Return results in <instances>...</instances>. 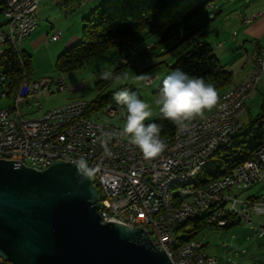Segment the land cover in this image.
Returning a JSON list of instances; mask_svg holds the SVG:
<instances>
[{
	"label": "built area",
	"instance_id": "obj_1",
	"mask_svg": "<svg viewBox=\"0 0 264 264\" xmlns=\"http://www.w3.org/2000/svg\"><path fill=\"white\" fill-rule=\"evenodd\" d=\"M59 4L65 0H52ZM39 0H0V56L11 45L19 55L20 41L35 29L37 17H30V10H37ZM2 15L5 19H2ZM249 15L244 24L253 20ZM61 38V32L53 34L50 41ZM153 43L147 46L152 48ZM256 68L250 72L233 94L239 96L237 106L227 107L224 117H209L201 124V132L213 133V128H226V135L215 136V142L197 143V135L183 133L170 145L169 156H156L148 159L136 157V148L123 141L120 130L113 123H96L93 120L95 108L90 102H66L49 109L39 118L25 121L22 105L27 108H42L39 99L44 93L66 91L68 85L61 77H43L30 79L26 73V88L10 107H0V139L12 135L11 146L0 147V159L13 160L37 169H44L57 160L78 164L83 161L99 192V214L105 221L117 222L133 228H143L151 235L156 247L167 254L170 224L184 220V215L194 209H202L205 222L221 228L227 225L231 215H238L241 222L249 225L258 237L264 236V194L241 200L235 194L236 189H248L256 184L264 185V147L255 153V157L238 165L231 173L205 185L198 183L180 189L177 202L182 204V214L169 217L152 216L151 203L161 204L167 210L168 200H158L161 186L175 175L190 169L193 162L201 159L204 152L225 137L235 135L242 127L240 118L247 111L246 95L250 87L257 83V72H264V46L255 48ZM135 47L124 50L121 64L133 63ZM20 56V55H19ZM2 73L0 97L5 94L8 84ZM153 78H147L150 85ZM106 111L116 112V106L102 107ZM20 130H31V137H20ZM43 132H50V139H43ZM200 132V133H201ZM183 235L187 234L185 230ZM185 242V249L192 250L215 264H220L217 256L207 252L205 243L192 239ZM185 264V261H172ZM2 263V260H0Z\"/></svg>",
	"mask_w": 264,
	"mask_h": 264
},
{
	"label": "rangeland",
	"instance_id": "obj_2",
	"mask_svg": "<svg viewBox=\"0 0 264 264\" xmlns=\"http://www.w3.org/2000/svg\"><path fill=\"white\" fill-rule=\"evenodd\" d=\"M74 1L78 4L73 9H70L67 5L57 4L52 0H42L35 15L40 19L39 27L41 29H49L50 34L44 38V42L38 48H31L29 46V37H26L21 42L23 51L27 49L33 58V79L39 80L43 77L59 79L63 77L68 85L66 91L59 92L53 89V93L40 96L38 99L42 104V108L38 109L37 107H33L32 113H27V111H31V108L22 105L21 110L26 119H32V117L39 118L45 111L62 105L67 101L71 102L75 99H79L90 102L100 93L106 94L127 86H132L139 91L142 100L152 106L153 116L150 120L152 121L159 114L158 108L154 105V99L157 95L155 91L161 87L163 79L171 72V66L180 56L184 55L186 51L197 43V41L212 40L214 41L213 47H216L215 42L219 39L218 37L227 22L228 16L234 13L241 2V0H227L228 4L223 5L224 12L221 18L214 20L210 25L208 24L207 16L209 11L207 10V13H203L201 18L193 23H189L187 26L183 25L182 16H178L176 22L171 26H177L179 32L169 34L168 39L165 40L163 44H158L155 48L148 49L147 54L144 56L142 52L148 45L157 42L160 33H145L137 37L133 41L135 47L133 65L124 69L118 70L120 67V57L124 52L119 48H113L91 59L89 63L80 69L62 73L57 69L56 64L58 56L67 49L65 44L66 40L75 34H78L80 39L84 26V17L103 3L114 0ZM176 1L179 0H169L164 10ZM205 1L206 0H202L195 4L186 15L190 13L191 10H196ZM186 3L187 0H182L181 4L184 5ZM2 19H5L3 15ZM51 24L55 25V27H51ZM196 28L198 31L195 30ZM59 29L63 32H69L66 40L64 42H50L51 36L58 32ZM192 31L195 32V38L187 39L182 42L183 38ZM217 53L219 55L220 64L226 70L233 72L234 78H236L238 65H243L247 60V58H243L246 56L244 51L241 49H234L231 54L226 56H222L219 52ZM102 69L110 70L117 74L128 73L129 79L121 83L105 81L106 84L99 89L97 84L103 80L99 76ZM137 75H143L146 79L153 78L154 81L150 85H147L145 84L146 79L144 81H136L135 78ZM216 91L218 92V90ZM15 96L10 95L4 99H0V107H10L11 104L15 102ZM263 96L264 79L260 82L253 97L247 100L249 110L246 111V114L242 117L243 125H247L250 118L258 114ZM98 112L100 116L97 117V121L103 123L108 119L110 123L120 128L122 127L124 118L120 111V116L115 118H108L103 115V108ZM121 117L122 119H119ZM261 185L263 184H256L248 189H236L235 194L238 195L241 200H246L250 195L256 192L264 193V188H262ZM185 229H188V227ZM195 239L203 241L207 252L217 256L220 264H261V262H264V237H258L256 232L252 230L249 225L244 223H237L228 228H217L210 225L199 232Z\"/></svg>",
	"mask_w": 264,
	"mask_h": 264
},
{
	"label": "water",
	"instance_id": "obj_3",
	"mask_svg": "<svg viewBox=\"0 0 264 264\" xmlns=\"http://www.w3.org/2000/svg\"><path fill=\"white\" fill-rule=\"evenodd\" d=\"M99 208L78 164L0 159V264H174L147 230L105 221Z\"/></svg>",
	"mask_w": 264,
	"mask_h": 264
},
{
	"label": "trees",
	"instance_id": "obj_4",
	"mask_svg": "<svg viewBox=\"0 0 264 264\" xmlns=\"http://www.w3.org/2000/svg\"><path fill=\"white\" fill-rule=\"evenodd\" d=\"M200 1L202 0H187V3L182 5V0H179L170 4L166 10L164 8L169 0H114L105 2L84 17L80 40L60 54L56 67L62 73L80 69L91 59L109 49L119 48L124 52L125 43L131 42L133 44L137 37L145 33H160L157 42L153 43L152 48H155L158 44H163L168 39L169 34L179 32L177 26H171L176 22L178 16H182V23L187 26L201 18L203 13H207L208 5L216 0H206L196 10H191L186 15ZM195 30L198 31L197 28ZM194 33L192 31L187 34L182 42L195 38ZM152 48H146L142 55H146L148 49ZM131 65L133 63L126 65L120 62L118 70ZM177 68L204 78L207 83H211L220 92L218 95L231 85L233 79L232 72L220 64L213 47L207 41H197L175 61L171 66V72ZM0 70L8 79L7 85L11 96H15L20 91L23 81L26 79V73L30 79H33L31 56L25 51H22L19 56L11 45H8L5 55L0 61ZM105 84V80H101L97 87L101 89ZM125 89L134 92L141 98L139 91L134 87L127 86ZM158 91L159 89L155 93L158 94ZM114 92L98 94L96 98L90 101V109L95 108V111H99L102 107L111 104L122 113L123 108L113 100ZM242 117L240 118L242 127L227 145L219 148L205 162L194 178V184L200 180V184L205 185L231 173L238 165L254 158L255 153L264 147V96L258 114L253 118L251 117L247 125H243ZM150 122H155L161 127L162 138L173 136L178 130L171 121L162 119L160 113ZM256 197L258 196L248 199ZM237 223H242L238 215H231L227 225L221 228H228ZM207 226L210 225L205 222L204 218L197 216L178 228V238L182 243L195 239L196 235ZM187 227L188 229H185ZM183 230L187 234L183 235Z\"/></svg>",
	"mask_w": 264,
	"mask_h": 264
},
{
	"label": "clouds",
	"instance_id": "obj_5",
	"mask_svg": "<svg viewBox=\"0 0 264 264\" xmlns=\"http://www.w3.org/2000/svg\"><path fill=\"white\" fill-rule=\"evenodd\" d=\"M105 81L117 83L128 81V73L117 74L102 69L99 73ZM136 81H144L143 75H137ZM219 95L211 83L204 78L194 76L177 68L166 75L154 99L162 119L171 121L183 132L197 117L205 111H211L219 103ZM113 100L123 108L124 122L120 135L143 155L151 159L161 154L167 147L161 136V127L150 121L153 116L152 106L134 92L121 88L113 93ZM80 168L86 169L83 161L77 162Z\"/></svg>",
	"mask_w": 264,
	"mask_h": 264
},
{
	"label": "bare ground",
	"instance_id": "obj_6",
	"mask_svg": "<svg viewBox=\"0 0 264 264\" xmlns=\"http://www.w3.org/2000/svg\"><path fill=\"white\" fill-rule=\"evenodd\" d=\"M30 17H36L32 10H30ZM34 29L31 30V32ZM19 46V55L22 53L23 49ZM130 46V43L124 44V50ZM251 64H250V72H253L256 68L257 63V53L254 50L251 56ZM3 56H0V61ZM264 79V72H257V83L250 87V91L246 95V102L250 98L253 97L255 92L258 89L260 82ZM2 80V73H0V81ZM26 88V79L23 81L20 91L16 96L21 95V91H24ZM239 88V85L227 90L224 92L219 98L218 105L212 109L211 111H205L202 117H197L193 122H191L187 129L181 132L179 129L173 136L163 137L166 141L167 145H170L176 138H181L183 133H187L188 135H197V143H209L215 142V136L226 135V128H213V133L211 132H201V124H192V123H202L203 121H207L209 117H224L227 114V107L229 106H237L239 104V96L237 94H233L235 90ZM7 96H10V89L8 85L5 87V94L1 95L0 99H4ZM15 96V100H16ZM73 102V101H71ZM79 102H86L79 100ZM108 118H115L119 117V110L116 108V112H110L103 109L102 112ZM100 114L98 111L93 113V120H96V123H102L97 121V117ZM25 121H32V119H26ZM103 123H110V120L106 119ZM117 129H121L117 126ZM201 132V133H200ZM20 137H31V130H20ZM234 135H230L229 137H225V142H218L217 146H212L209 150L204 152V156L201 159H198L193 162L190 169L177 174L172 178L169 182L164 183L161 186L160 193H158V200H168L167 210L161 209V204L159 203H151V214L152 216H162V217H169V214L173 215H181L182 214V204L177 202V194L182 188L193 186V180L198 174V172L202 169L205 162L222 146L227 145ZM43 139H50V132H43ZM123 141L128 143L124 138ZM12 143V135H5L3 139H0V147L3 146H11ZM131 147H135L131 145ZM159 156H169V149H166L159 154ZM136 157H143V155L136 149ZM89 173V171H88ZM197 216H202V209H194L192 211H188L184 215V220L174 222L170 224L169 229V245L167 247V256L171 259V261H185V264H215L214 262H210L207 259H201L200 255L194 254L192 250H182L185 249V243H182L181 240L178 238V228L183 225L184 223L188 222L189 220L196 218Z\"/></svg>",
	"mask_w": 264,
	"mask_h": 264
},
{
	"label": "crops",
	"instance_id": "obj_7",
	"mask_svg": "<svg viewBox=\"0 0 264 264\" xmlns=\"http://www.w3.org/2000/svg\"><path fill=\"white\" fill-rule=\"evenodd\" d=\"M232 1H235V0H232ZM41 2L42 0H39V5ZM59 4L67 5V7H69L70 9H73L74 7L77 6L78 3H76L74 0H65L64 2L59 3ZM224 4H228V1L227 0H216L214 3H211L210 5H208L206 10L209 11V14L207 16L209 25L214 20L221 18L224 12V8H223ZM39 5H38V8H39ZM37 10H32L34 15ZM249 15L254 16L253 20L248 24H244L243 19ZM36 17L38 20V24L36 28L27 36L29 37V44H30L29 46L31 48L32 47L38 48L44 42V38L46 36H49L50 34L49 29L47 28L41 29L39 27L40 19L38 18V16ZM51 27L54 28L55 25L51 24ZM58 31L61 32V38L54 40V41L49 40L50 42L52 43L58 42V41L64 42L66 40L67 36L69 35V32L68 33L66 31L63 32L60 29ZM218 38L219 39L215 42L216 47H213L214 41L212 40L207 41L213 47L214 52L217 55V57L219 56L217 52H219V54H221L222 56H226V55L231 54L234 49H241L246 54V56L243 58L244 59L247 58V60L243 63V65L242 64L238 65L236 78H234V73L232 72L233 79H232L231 85L227 89H225L224 92H226L227 90L238 86L240 83H242V81H244L248 77V74L250 71L251 58H252L251 56L253 54V51L258 46H264V0H241L239 6L235 9L234 13L231 16H228L227 22L225 26L223 27L221 34L219 35ZM79 40L80 39H79L78 34L72 35L65 42L66 48L71 47L72 45L77 43ZM25 52L29 54L32 58V55L30 54V52H28L27 49ZM32 62H33V58H32ZM219 93L220 92H218V94ZM46 94H49V93H44L42 96ZM222 94H220L219 97ZM119 119H122V117ZM261 186L262 188H264V185H261ZM262 194L264 193L256 192L250 195L249 198L253 196H260ZM263 237H260V238H263Z\"/></svg>",
	"mask_w": 264,
	"mask_h": 264
}]
</instances>
